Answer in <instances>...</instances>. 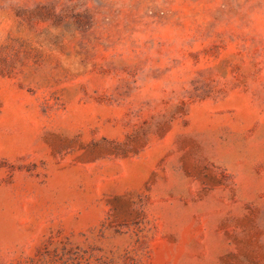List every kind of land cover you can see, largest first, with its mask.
Listing matches in <instances>:
<instances>
[{
  "label": "rangeland",
  "instance_id": "1",
  "mask_svg": "<svg viewBox=\"0 0 264 264\" xmlns=\"http://www.w3.org/2000/svg\"><path fill=\"white\" fill-rule=\"evenodd\" d=\"M0 264H264V0H0Z\"/></svg>",
  "mask_w": 264,
  "mask_h": 264
}]
</instances>
